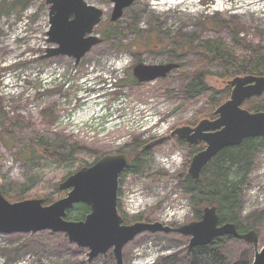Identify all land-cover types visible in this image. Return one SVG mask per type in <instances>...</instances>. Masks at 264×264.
Listing matches in <instances>:
<instances>
[{
    "label": "rangeland",
    "instance_id": "obj_1",
    "mask_svg": "<svg viewBox=\"0 0 264 264\" xmlns=\"http://www.w3.org/2000/svg\"><path fill=\"white\" fill-rule=\"evenodd\" d=\"M86 1L105 12L95 28L104 41L75 67V59L69 56L43 57L48 48L55 46L47 35L50 5L46 0H0V185H7V190L42 178L37 186L48 191L45 180L60 183L69 170L80 165H58L43 159L28 165L26 156L33 151L26 155L17 153L19 144L29 134H54L52 124L65 105H69L67 111L74 106L78 110L89 107L90 116L94 115L85 135L62 133L77 141L76 153L83 164L91 163L100 153L117 154L129 142L144 141L146 146L170 136L178 127H194L204 119L196 125L187 124L207 106L204 96L188 100L182 95L189 87L182 74L203 66L202 59L189 52L194 48L191 46L221 37L230 49L241 53L244 41L257 45L264 40V0H136L116 23L109 20L114 6L111 0ZM112 27L115 35L107 37L105 32ZM119 58L124 70L119 78L121 84L116 91L99 94L98 86L109 73H116L112 62ZM140 62H175L180 66L165 78L133 83V68ZM59 63L74 66L77 72L72 78L63 76L66 81L73 79L71 89L65 88L59 78ZM207 80L218 89L229 84L215 75ZM243 107L246 108L244 104ZM13 121L16 126L10 136L5 130L11 128ZM177 139L181 138L171 137L147 148L143 165L120 177L118 202L125 214L143 212L149 222L173 227L194 220L196 208L190 202L184 178L178 176L188 172L193 156L202 149L192 154ZM175 154L179 160H173ZM247 169L239 176L231 175L243 180L235 214L246 225H256L260 251L264 246V146ZM160 171L169 175L160 176ZM63 191L55 195L54 201L65 197L69 190ZM34 198H44L45 205L54 202L47 203L45 197ZM67 215L69 220L82 219L79 209L73 208ZM189 243L190 237L180 233L143 232L124 247V261L187 264ZM223 245L229 263L253 264L254 244L232 238ZM89 252V248L69 241L66 233L50 229L0 233V264H116L112 249L91 261ZM170 256L177 259L171 260Z\"/></svg>",
    "mask_w": 264,
    "mask_h": 264
},
{
    "label": "water",
    "instance_id": "obj_2",
    "mask_svg": "<svg viewBox=\"0 0 264 264\" xmlns=\"http://www.w3.org/2000/svg\"><path fill=\"white\" fill-rule=\"evenodd\" d=\"M136 0H111L114 8L112 22L123 17L125 10ZM50 5V29L47 33L50 47L43 57L69 56L76 64L104 39L95 33L105 12L86 0H46ZM180 65L175 62L145 64L140 62L133 68L139 82H150L164 78ZM233 86L230 98L215 111V119L204 118L196 126H181L170 136L147 144L154 147L168 138L179 137L190 144L206 142V147L196 153L188 173L195 179L201 177L203 168L223 148L242 143L248 137H264V111H251L243 107L244 102L256 95L264 94V75H241L229 80ZM131 164L125 153L107 154L91 166H84L59 183L61 190L68 189L65 197L45 205L44 198L11 202L0 190V233L37 232L50 229L64 232L69 241L89 248V260L110 249L116 264H125L124 247L143 232L180 233L190 237V247L208 245L216 238L232 236L256 248L253 264H264V246L259 251V234L251 229L240 232L234 222L220 221L215 205L203 209L201 219L173 227L162 222L137 221L124 223L118 210L120 176ZM83 202L90 211L81 220L67 219L68 210Z\"/></svg>",
    "mask_w": 264,
    "mask_h": 264
},
{
    "label": "trees",
    "instance_id": "obj_3",
    "mask_svg": "<svg viewBox=\"0 0 264 264\" xmlns=\"http://www.w3.org/2000/svg\"><path fill=\"white\" fill-rule=\"evenodd\" d=\"M110 25V23L108 22ZM105 35L111 37L115 35L114 27L105 32ZM194 47V48H192ZM189 51L202 59L200 62L203 66L194 71L183 73V77L187 80L189 87L183 90L185 99L194 100L199 97H206V105L193 121H188L187 124L196 125L201 118H215V106L221 105L230 98L232 86L226 85L225 88L218 89L208 83V77L211 75L218 76L223 80H231L236 76L253 74L264 75V40L259 44L253 45L244 41V48L241 53L230 49L221 37L215 39L204 40L198 45L191 46ZM173 52H176L174 49ZM132 82L138 83V80L132 75ZM244 106L251 111H264V94L256 95L247 99ZM210 107V108H209ZM16 121L11 123L12 130H5L10 136L14 135ZM180 145L187 146L191 153H196L205 148L206 143L200 142L197 145L186 143L182 139H177ZM77 141L72 140L71 136H66L62 133H40L33 132L23 138V141L18 146V154H25L28 151H33L31 155H27L25 162L30 165L36 160H48L58 165L80 162V165L62 177L60 181L65 180L69 175L73 174L84 165H92L98 159L103 157L105 153H100L91 163L83 164V161L76 153ZM144 141H133L127 143L119 151L125 153L131 159L130 166L122 173L125 177L130 172L137 171L145 162L147 149L144 148ZM264 146V137H248L241 144L235 146H227L223 148L211 161L203 168L199 179L193 178L187 170L178 177L184 178L186 184V192L190 202L195 206L194 220H199L202 217L203 209L207 206L215 205L220 214V221L234 222L240 232H246L254 229L256 225H246L240 221L235 214L238 206V195L241 191L243 180L241 178L234 179L231 175L239 176L244 169H249L253 159ZM41 153L42 156H38ZM247 169V170H248ZM160 176H167L169 173L160 171ZM241 175V174H240ZM123 179V178H122ZM121 179V182H122ZM43 179H33L22 186L10 188L7 190V185H0V190L3 191L7 199L11 201H19L25 198L45 197L46 202L54 201L55 195L64 192L59 188V182L53 179L45 180L49 190H40L37 186ZM120 191V190H119ZM79 209L80 217L84 219L85 215L90 211V207L83 203H77L74 207ZM71 210V209H70ZM68 210V212L70 211ZM118 210L124 219V223L130 224L137 221H151L146 218L145 213L141 212L132 216L125 214L122 211L121 202H118ZM68 216V215H67ZM78 218V219H79ZM234 237L222 236L216 238L212 243L202 246H194L187 248L186 256L188 257L187 264H245L244 262L229 263L223 251V244ZM112 258V254H110ZM169 259L175 260L177 256H170Z\"/></svg>",
    "mask_w": 264,
    "mask_h": 264
},
{
    "label": "built area",
    "instance_id": "obj_4",
    "mask_svg": "<svg viewBox=\"0 0 264 264\" xmlns=\"http://www.w3.org/2000/svg\"><path fill=\"white\" fill-rule=\"evenodd\" d=\"M122 57V56H120ZM121 59L114 60L112 62V68L116 70V73H109L110 75L106 77V81L103 82L101 85L98 86L97 90L101 91L99 94H107L108 92H113L118 89L117 82L119 78L122 77L123 69L119 66L121 65ZM69 65L66 64H56V67L60 73H58L59 78L63 80V86L67 89H71L73 86V79L66 81L64 77L66 78H72L76 76V70L72 67H68ZM68 71V76L65 74ZM64 76V77H63ZM82 80H86L83 78ZM89 84V81H85ZM82 95V94H81ZM66 108H64L61 111V114L59 118L55 120V122L52 124V129L54 131H62L64 133H71V134H80L85 135L86 129L89 130L88 124L92 122V118L94 115L90 116L92 113L89 112V107H85L83 110L75 109V106L69 109L68 111L65 109L69 108V105H65ZM71 110H74V112H70ZM89 113V114H85ZM78 115H80L78 117ZM90 116V117H89Z\"/></svg>",
    "mask_w": 264,
    "mask_h": 264
},
{
    "label": "bare ground",
    "instance_id": "obj_5",
    "mask_svg": "<svg viewBox=\"0 0 264 264\" xmlns=\"http://www.w3.org/2000/svg\"><path fill=\"white\" fill-rule=\"evenodd\" d=\"M170 2V1H169Z\"/></svg>",
    "mask_w": 264,
    "mask_h": 264
}]
</instances>
